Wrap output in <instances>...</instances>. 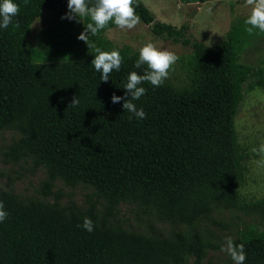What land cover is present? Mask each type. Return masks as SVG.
I'll return each instance as SVG.
<instances>
[{
	"label": "trees",
	"instance_id": "obj_1",
	"mask_svg": "<svg viewBox=\"0 0 264 264\" xmlns=\"http://www.w3.org/2000/svg\"><path fill=\"white\" fill-rule=\"evenodd\" d=\"M208 0H197L205 3ZM3 0H0L2 3ZM19 14L7 28H0V129L14 128L20 146L48 164L52 187L60 178L68 185L95 186L108 203L103 222L95 206L80 212L74 204L61 208L25 202L10 192H0L8 218L0 223V264H186L204 260L208 244L200 236L177 234L159 238L112 228L107 224L121 203L154 211L165 221L193 226L227 208L254 214L264 224V198L246 202L240 194L244 182L242 153L236 117L251 79L264 88V68L238 63L241 49L264 32L249 35L240 20L217 46L209 47L180 28L156 21L141 0L134 7L140 22L165 40L190 46L181 59L183 79L167 78L161 87L145 82L146 94L134 101L143 108L140 120L113 104V93L124 96V84L135 71L139 53L119 48L105 37L114 22L89 34V46L77 37L90 17L61 19L68 0H13ZM89 6L95 0H88ZM46 11L57 19L44 38L54 54L40 55L28 36L32 25ZM66 26V29L58 28ZM74 39H72V37ZM66 55L82 52L76 60L60 61L55 40ZM102 51L119 50V71L101 81L91 61ZM250 86L249 89H253ZM73 96L80 103L70 105ZM131 117V118H130ZM94 223L92 232L82 225ZM236 245L243 244L244 264H264V229L247 228Z\"/></svg>",
	"mask_w": 264,
	"mask_h": 264
},
{
	"label": "rangeland",
	"instance_id": "obj_2",
	"mask_svg": "<svg viewBox=\"0 0 264 264\" xmlns=\"http://www.w3.org/2000/svg\"><path fill=\"white\" fill-rule=\"evenodd\" d=\"M154 14L156 21L180 28L188 23L191 40H197L209 47L217 46L225 39L228 32L250 15L251 7L245 6V0H208L196 3L197 0H141ZM178 5H182L178 7ZM57 14L46 11L31 28L28 41L35 46L40 55L54 54L52 44L46 46L44 38L54 26ZM66 29V26L58 28ZM75 36L72 37L74 39ZM105 37L119 48L128 47L139 53V49L152 42L158 48L173 51L179 57L169 71V79H183L181 59L192 52L190 46L174 43L155 36L151 27L140 22L134 29H119L114 25ZM62 37L55 40L57 45V60H76L82 55L81 50L66 55L67 49L61 43ZM66 52V53H65ZM49 56V55H48ZM238 63L253 69L264 68V34L247 43L241 49ZM257 80L251 79L245 86V97L236 117V132L242 153L247 155L243 161L245 168L244 182L240 188L241 197L246 202H255L264 198V166L258 161L264 156L252 150L259 149L264 144V88L256 86ZM254 86L253 89H249ZM21 134L14 128L0 129V192H10L25 202H40L66 208L72 204L80 212H86L90 206H95V215L101 222L107 216L108 203L102 193L93 185L79 183L68 185L62 179L50 181L48 164L39 156L22 149ZM107 224L133 233L156 236L159 238L172 237L183 233L200 236L208 244V252L200 264H234L231 257L222 251L226 239L231 237L235 244L247 228L257 231L264 229V224L254 214L242 211L220 208L209 220L198 222L193 226L165 221L154 211L142 208L136 204L121 203L116 212L108 217ZM186 264H197L194 259Z\"/></svg>",
	"mask_w": 264,
	"mask_h": 264
},
{
	"label": "clouds",
	"instance_id": "obj_3",
	"mask_svg": "<svg viewBox=\"0 0 264 264\" xmlns=\"http://www.w3.org/2000/svg\"><path fill=\"white\" fill-rule=\"evenodd\" d=\"M135 0H95L94 5L89 6L88 0H68V12L61 17V19L74 20L83 17H90V23L84 28V31L77 37L79 40L85 42L89 48L92 46L89 42V34L96 36L100 30L105 29L109 22H114L119 29L132 30L140 23V17L136 14L133 6ZM182 5H178L180 7ZM245 6L251 7V12L245 23L249 25L247 32L253 35L254 29H259L264 32V0H245ZM19 5L13 0H3L0 3V28H7L14 17L19 14ZM97 55L91 61L97 72L101 73V81L107 83L109 76L115 71H119L122 65L123 57L119 50L102 51L96 48ZM179 57L175 52L167 49L158 48L154 43L149 42L139 49V59L135 64L136 68L142 65H147V69L143 74L131 72L127 81L124 84L125 95L117 96L113 93L111 102L113 104L123 101L122 108L137 119H146V113L143 108H137L134 101H138L146 94L147 89L142 85L147 82L153 87H161L165 80L169 77V71L176 64ZM80 103L78 96H73L70 103L71 106L76 107ZM131 118V117H130ZM264 156V144L260 148L253 149ZM264 166V159L257 162ZM8 212L5 210L3 201H0V223H3L8 218ZM82 227L92 232L94 230V223L90 218L85 217ZM233 260L234 264H244L246 260V253L244 245H236L231 237H228L225 246L222 248Z\"/></svg>",
	"mask_w": 264,
	"mask_h": 264
},
{
	"label": "crops",
	"instance_id": "obj_4",
	"mask_svg": "<svg viewBox=\"0 0 264 264\" xmlns=\"http://www.w3.org/2000/svg\"><path fill=\"white\" fill-rule=\"evenodd\" d=\"M234 1H239V0H234Z\"/></svg>",
	"mask_w": 264,
	"mask_h": 264
}]
</instances>
